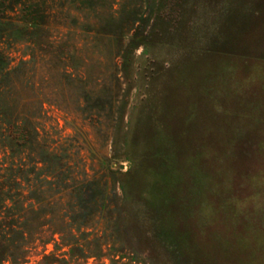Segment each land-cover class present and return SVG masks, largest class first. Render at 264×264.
Here are the masks:
<instances>
[{
  "label": "rangeland",
  "instance_id": "374dc122",
  "mask_svg": "<svg viewBox=\"0 0 264 264\" xmlns=\"http://www.w3.org/2000/svg\"><path fill=\"white\" fill-rule=\"evenodd\" d=\"M45 2L53 45L15 98L69 149L73 179L93 182L81 204L106 199L73 225V248L92 255L77 264H264V0ZM4 45L13 65L29 59ZM6 212L0 264H13L7 233L26 221ZM36 239L26 264L42 260Z\"/></svg>",
  "mask_w": 264,
  "mask_h": 264
},
{
  "label": "trees",
  "instance_id": "16d2710c",
  "mask_svg": "<svg viewBox=\"0 0 264 264\" xmlns=\"http://www.w3.org/2000/svg\"><path fill=\"white\" fill-rule=\"evenodd\" d=\"M86 1L91 0H83ZM55 2L61 7L73 5V0ZM47 9L48 3L45 0H0V153L3 155L0 161V210H6L15 223L22 218L26 221L24 231L13 225L7 233L10 248L7 260L13 264L29 262L33 246L39 240L36 238H40L44 246L39 254L42 260L37 264H72L74 258L77 264L80 256L90 258L92 255H86L78 244L73 248V225L80 222L84 227L91 216L94 218L91 209L104 210L106 206V199L81 204L79 200L88 198L93 182L73 179L69 149L64 146L55 147V143L50 144L42 138L33 121L22 117L15 98L18 85L29 83L26 80L27 67L35 63L36 68L38 56L47 53L53 45L43 36L46 33L44 24ZM16 11L19 14L12 16ZM131 12V16L135 17V9ZM10 43H23L27 49H31L29 59L25 56L13 65L7 49L2 47L3 44L9 46ZM65 52L68 58H73V48L70 47ZM64 77L72 78V75L66 71ZM103 160L107 162V159ZM73 182L77 189L74 206L78 209L74 211V217ZM78 195L81 196L80 199ZM50 210L54 215L46 219V211ZM22 213L23 216L20 217ZM6 221L2 218L0 228ZM32 223L36 224L35 227L39 230L37 233H34L36 229L32 231L28 228ZM82 234L90 236L88 233ZM42 235L48 239L44 240ZM56 236H60L61 240L67 237L66 247L70 248L62 255V259L54 258L64 248H60ZM54 242L55 251L47 253V245ZM23 248L22 254H18ZM76 251L81 254H75Z\"/></svg>",
  "mask_w": 264,
  "mask_h": 264
}]
</instances>
